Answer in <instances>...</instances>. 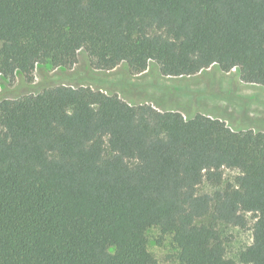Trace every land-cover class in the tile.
I'll return each mask as SVG.
<instances>
[{
	"label": "trees",
	"instance_id": "trees-1",
	"mask_svg": "<svg viewBox=\"0 0 264 264\" xmlns=\"http://www.w3.org/2000/svg\"><path fill=\"white\" fill-rule=\"evenodd\" d=\"M79 51L99 71L217 67L264 88V0H0L3 79L71 68ZM36 88L0 93V264H157L151 228L179 264H264L263 131L89 86ZM246 214L252 240L234 260L219 226L245 228Z\"/></svg>",
	"mask_w": 264,
	"mask_h": 264
},
{
	"label": "rangeland",
	"instance_id": "rangeland-1",
	"mask_svg": "<svg viewBox=\"0 0 264 264\" xmlns=\"http://www.w3.org/2000/svg\"><path fill=\"white\" fill-rule=\"evenodd\" d=\"M19 79L12 81L0 77V93L13 98L29 92L31 86L39 91L44 86L68 85L89 86L109 95H117L125 102L136 105L147 103L157 110H176L185 118L196 113L218 118L233 130L252 129L264 132V88L245 84L235 72L223 73L211 67L202 73L189 77H164L158 68L151 64L140 74L130 75L125 64L110 71L95 70L90 66L84 51H79L75 64L68 69H52L38 66L31 81ZM224 177L232 181L238 174L236 170L224 169ZM216 189L207 183L198 187L199 194H213ZM247 226L239 228L232 225L219 226L226 256L237 259L238 252L251 243V227L254 219L246 214ZM147 249L157 264H179L177 249L171 236L159 240L158 230L151 228L146 232Z\"/></svg>",
	"mask_w": 264,
	"mask_h": 264
},
{
	"label": "clouds",
	"instance_id": "clouds-1",
	"mask_svg": "<svg viewBox=\"0 0 264 264\" xmlns=\"http://www.w3.org/2000/svg\"><path fill=\"white\" fill-rule=\"evenodd\" d=\"M149 251H156L158 255L161 254L160 250H157V249H154V248H151V247L149 248Z\"/></svg>",
	"mask_w": 264,
	"mask_h": 264
}]
</instances>
